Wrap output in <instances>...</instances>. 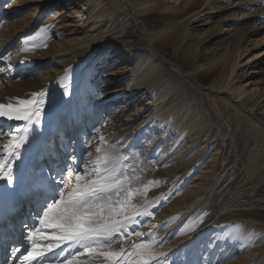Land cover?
<instances>
[{
    "label": "rangeland",
    "instance_id": "1",
    "mask_svg": "<svg viewBox=\"0 0 264 264\" xmlns=\"http://www.w3.org/2000/svg\"><path fill=\"white\" fill-rule=\"evenodd\" d=\"M57 1H45L40 7L37 0H0V104L16 105L18 100L38 99L33 94L41 92L49 99L48 88L43 91L38 89L41 77L52 73L55 67L60 68L65 64L74 66L80 62L84 64L76 75L79 76L78 89L83 92L80 100L83 111L80 124L83 128L80 137H77L82 140L81 149L73 153L70 144L61 153L58 151L57 155L56 146H60L61 141L56 142L54 130H49L48 140L52 138V141L50 151L45 152L52 155L51 159H60L46 162V154L43 153L30 173L34 171V177L36 171L37 175L42 173L48 182L60 180L63 174L68 187L62 190L67 194L76 184L77 173L82 176V182H90L96 178L95 169L106 166V157H117L123 186L131 192V196L127 193L119 197L112 194L113 201H127L124 211L115 219L127 221L121 229L127 231L122 236L115 233L114 237L119 238L114 239L108 248L97 247L91 254L70 242H60L58 247L48 251L47 245L55 241L46 236L43 242H39L40 234L50 236L57 230L39 223L42 210L36 209L32 203L30 209L24 211L30 221L25 223L27 226L23 231L18 224L8 229L11 234H6L4 247L0 245V254L4 259V263L0 264H22L19 261L21 249L27 245L25 251H30L32 247L28 239L30 232L34 233L33 239L44 250L45 255L40 257V264H141L137 256L138 249L134 247L140 243H150L152 253L161 252L158 257L153 255L151 264H264V123L260 125L259 121L253 120L241 109H231L225 97L217 98V95L199 89L209 85L219 75L220 69L210 75L198 73V82L196 78L195 83L188 77L175 83L185 88L179 93L180 103L188 102V106L202 108V118L191 116L193 121L201 120L196 127L188 129L181 126L185 120L179 118L173 119L175 130L168 127L170 120L166 123L157 122L160 112L156 109L162 97L156 102L152 100L158 98L160 92H165V85L175 87V84L171 85L173 78H169L172 80L170 83L143 84L132 88V98L125 95L124 90L132 87L135 74H141L143 70L147 72L145 64L136 62L124 47L106 55L104 52L107 49L97 50L92 42L87 41L91 31L85 29L81 19L88 13L87 0H60V5L56 6ZM181 1L178 0V4ZM249 1L233 0L234 3L229 5L228 0H217L220 9L202 16V19L191 25L193 38L215 33L208 42L204 41L205 49L200 45L201 54H236L241 45L246 44L251 48L264 37V0L257 5L255 2L258 0H252V8L247 6ZM164 2L171 4L177 3V0ZM200 4L184 19L203 9L205 5L202 2ZM6 6L14 11L3 13ZM112 6L115 7L114 14L119 22L108 34L115 38L122 21H126L124 30L118 36L124 35L129 29L127 39L134 41L136 51L146 48V34L150 30L159 32L175 24L154 26L151 20L142 19L147 12H140V7L130 8L137 11L139 21L115 5ZM51 20L54 22L51 23ZM220 26L222 32H217ZM41 29H45V32L41 33ZM38 33L41 39L37 38ZM29 37L34 39L25 44L24 41ZM164 45L160 49L168 58V63L161 58L162 62L158 63H176L179 54L174 46L165 42ZM249 57H253L254 64L259 67L254 71H260L255 72L246 83H259V93L263 94L264 44L250 49L241 58L247 60ZM31 64L38 69L28 71ZM138 64L139 70H134L133 67ZM95 66L98 67L96 71ZM184 71L190 73L193 68L188 64ZM114 92L118 93L115 98L101 100L103 96ZM184 92L185 95L190 94L192 101L184 99ZM102 102L105 103L104 108ZM154 120L156 126L153 128L151 123ZM24 125L25 121L14 120L9 127L0 128V156L6 162L11 158L6 155L2 145L11 139L10 133L20 130ZM66 127L64 120L60 132H67ZM70 130L71 136L74 133L73 126L72 129L69 127ZM150 141L152 145H149ZM213 147L220 148L214 163L211 162L214 158L211 152ZM97 149H100L99 153ZM45 163L47 166L43 167ZM69 165L70 169L66 170ZM29 175L27 181L32 179ZM17 186L20 188L21 183ZM33 197L32 194L31 200ZM18 206L16 212L20 213L24 210V204ZM5 226L4 223L0 224V234H3L4 228L7 229ZM247 230H253L250 236L245 233ZM136 231L143 233V236H136ZM16 247L19 251L11 255ZM166 249L170 251L164 253ZM104 251L121 255L115 259L98 255ZM12 258L13 261L10 260Z\"/></svg>",
    "mask_w": 264,
    "mask_h": 264
},
{
    "label": "bare ground",
    "instance_id": "2",
    "mask_svg": "<svg viewBox=\"0 0 264 264\" xmlns=\"http://www.w3.org/2000/svg\"><path fill=\"white\" fill-rule=\"evenodd\" d=\"M32 1H36V0H32ZM37 1H39L40 4L39 6L41 7V5L45 1H51V0H37ZM228 1H230L229 5L234 3L233 0H228ZM260 1L262 0H258L254 2L257 5L258 3L261 4ZM57 2L58 3L56 4V6L60 5L59 3L60 0H58ZM200 2H202V5H205L204 8L194 13V15H192L190 18L184 19L185 15L189 13L191 14V12H193L194 10L199 8V6H201ZM86 4L89 5L88 13L86 16H84L81 19L85 29L87 28V30L91 31V34L87 36L88 37L87 41L92 42L97 50L101 51L107 49V51L104 52V54L106 55L115 53V51H118L124 47L126 53L128 52V54L133 55L134 60L136 62L139 61L141 65L145 64L144 66H146L145 70L147 69V72L144 73L143 70L140 71L141 74L139 72H138L139 74L137 73L135 74L132 87L124 90L126 92L125 95H129L132 98L133 94L132 91L130 90H133L132 88L139 87L140 85L143 84L150 86L154 84L157 85L162 82L170 83L172 80H169V78L171 79L173 78L171 85L174 86V84L180 82V80L183 81L182 78L188 77L194 82L197 78L198 73H200V75L201 73L210 75L213 73L214 70L220 69L221 71H219V75H217L216 73L217 77L209 85L201 86L199 87V89L217 95V98L225 97L226 99H228L227 101L229 102L230 106H232L231 109L234 108L241 109L243 112L248 114L253 120H255L256 122L259 121L258 123L260 125H262L261 124L262 122L264 123V93L263 94L259 93L260 91L259 83L255 81H251L250 85H247L246 83L249 82V80L253 77V74L255 72L259 73L260 70L254 71V69L259 67L258 65L254 64L255 61H253V57L252 58L249 57L247 60L241 58L242 55L244 53L246 54L250 49L257 48L258 46L262 45V43L264 44V37L260 38L251 48H249V46H246V44L245 46L241 45L237 49L236 54L234 53L235 55L229 54L228 52H224V54L222 55L220 54L217 56L216 53L214 52L211 53V56L210 55L207 56V54H201L200 48L204 46L203 45L204 41L208 42V39L211 38V36L215 33H211V34L208 33L206 36L202 35L199 36L198 38H193L192 36L193 32L191 31V25L194 22L199 21L198 19H202L201 18L202 16L211 14L213 10L220 9L217 0H182L179 4H178V0L177 3L174 2L171 4L164 2V0H87ZM251 4H253L252 0L249 1V4L247 6L252 8L253 5ZM112 5H115L119 9L125 11L128 15H133V17L137 18L138 20L139 18L137 17L138 16L137 11L130 8L132 6H135L136 8L140 7V9L142 8L140 12H147V14H145V16L142 19L151 20L154 26L161 25L164 23L167 25V23L171 24L174 22L175 24L170 27L168 26L169 28L159 32H153V31L151 32V30L149 33L147 32L148 33L146 34L147 40L146 41L144 40L145 43H147L146 48L144 49L142 48L143 49L142 51H136V49L134 50V45H135L134 41L131 40L129 41L127 39L128 38L127 34L129 33V29L125 32L124 35L118 36V34H120V32L124 30L126 21L124 20L122 21L121 28L119 29V31L115 32L116 34L115 38H113V35L111 36L108 34L109 32H112L116 28L117 23L119 22V20L116 19L117 17L115 16L113 10L114 6ZM12 11H14L12 10V8L9 9L6 6V8L3 10V13H9ZM262 14L264 15V13ZM263 15H260V17H262ZM50 22L53 23L54 21L51 20ZM221 26L219 27L217 32L221 31ZM38 37L40 36L38 35L37 38ZM159 38L160 40H158ZM161 40L164 41L162 42ZM39 42L42 41L39 40ZM113 42H116L117 44L114 45ZM164 42L166 44H172L174 46L176 53L179 54L176 59V61L179 62V64H176L177 62L176 63L173 62L174 64L170 63L165 65L158 63V61H160V63L162 62L160 58L166 60V62L168 60L163 50L160 49V46L164 48L165 46ZM205 47L206 46H204V49ZM231 49H229V51ZM211 52H213V50ZM211 58L214 59L211 61L209 60ZM252 63L254 64L253 66H251ZM188 64H190L193 68V71L190 73H186V71H184V67L188 66ZM64 66L60 68L55 67V69L52 70V73L41 77L39 81L38 89L41 88L42 89L41 91H43L44 89L46 90V88H48V98H49L47 99L45 97V104L42 106L43 116L41 119V124L39 126H30V124L25 121V125L19 131L20 134L23 135L24 130L26 129L28 130V142L25 144L23 148L19 150V156H20L19 160H15L14 158H11L8 161L13 163L14 173H15L14 185L6 187V182L4 180H0V224L4 223L6 225L5 227H7V229L4 228L3 234H0V240H1L0 245H2L3 247H4L3 241L5 240L4 238L7 237L6 234H11L9 233L8 229H10V227H12L13 224L15 225L18 224V227L21 226L22 227L21 232L23 231V228L27 226L25 223L28 222L29 219L27 216H25L26 213L24 211L30 209L32 203L34 204L36 209H40V210L42 209V203L44 205V199L41 195H39V192L43 190L41 188V180L42 179L45 180V178L43 177L44 174L42 175V173H39L37 175V171H36L34 177L33 175L34 171L33 173L30 172H32V169L37 164L36 161L38 160V158L41 157L43 153L46 154V162H51L54 160L59 161L60 159L59 157L51 159L52 155L50 156L48 153L45 152L48 150L50 151V141H52V138L48 140L49 137L48 131L54 130V133L56 135V142L58 140L61 141L60 142L61 145L56 146L58 153L57 155H59L60 151L62 152V149L66 150V147H68L67 145L70 144L72 145L73 153L79 152L81 149L82 140H80V138L77 137H80L83 128V127L81 128V126L83 125L80 124L81 113L83 112L80 105V100L83 96V92L78 89L79 76L76 77V75H78V73L81 71L84 64H81L80 62L79 64L74 66H65V67ZM97 68L98 67L95 66L94 71H96ZM133 68L134 70H139V64L138 66L135 65ZM37 69L38 67L36 65L31 64L29 65L28 71L37 70ZM250 69L253 70L250 72L248 71ZM196 82H198V78ZM24 84L32 85L35 83L25 82ZM180 87H181L180 83L175 84L174 88L165 85L164 87L165 92H160V96L152 100L153 102H156L159 98L162 97L161 101L158 103V108L156 109L157 112H160L157 122L166 123L168 120H170V124L168 125V127L172 128L174 125V124L172 125L173 119L179 118L185 120L183 123H181V126H185V128L188 129L194 128L198 125V122L200 123L201 120L199 119L197 120L198 122H196L193 121V118L194 116H199L200 118H202V114H203L202 108L194 105L188 106L186 105V103L188 102L183 104L180 103L179 93H181L185 89L183 87L182 88ZM66 90L68 94H65ZM117 95L118 93L114 92L111 95L103 96L101 100L103 101L106 98H115ZM183 95H185V92ZM189 96L190 94L185 95L184 99L188 101H192L191 96L190 97ZM102 103H103L102 108H104L105 103L104 102ZM226 109L230 110L229 108ZM191 116H193V118H191ZM154 118H156V115L154 116ZM50 119L53 120L50 121ZM64 120L67 123V127H66L67 132H60V126ZM13 121L14 120L8 121L4 118H0V128L9 127ZM151 125L154 128V126H156V120H154L151 123ZM70 126L71 129L72 126L74 128V133L71 136L70 134L72 130L69 131ZM175 129L176 128H174V130ZM76 131L78 132V134H76ZM182 135H184V133H182ZM152 143L153 142L150 141L149 145H152ZM42 144L43 146H41ZM40 146L42 147L41 149ZM219 149L220 148H214V147L211 149V152H213V156H214L211 162L213 163L216 162L217 155L220 153ZM162 153L164 154V152H161V154ZM46 166H47L46 163L43 164V167ZM209 166L210 168L213 167V165H209ZM27 175H29V177L32 176V179L27 181V177H28ZM18 183H21L20 188H18L17 186ZM32 194L34 195V197L31 200ZM20 203L24 204V210L18 213V211L16 212V208ZM36 214L38 215V212ZM252 231L253 230H247L245 231V233L247 234V236H250V233ZM56 234H57L56 231H53V233L50 236H48L47 234L46 235L40 234L41 237L39 238V242H43L42 240L45 239L46 236L47 238H49ZM20 237L21 236L19 235V239ZM22 245L25 246L26 244L25 245L22 244ZM25 248L27 249V245L25 246ZM25 248L23 247L20 251L21 253L19 254L20 262H22L23 256H25L24 254L29 251V250L25 251ZM168 251L170 250L166 249L164 250V253H168ZM160 253L161 252L154 251L153 255L158 257ZM12 254L13 253H11V255ZM6 259L8 260V258ZM40 259L41 258L36 260L37 262L36 264H40L41 262V261L39 262ZM10 260L13 261L14 258ZM3 261L4 259H2V255L0 254V263H2ZM89 264H94V262H91Z\"/></svg>",
    "mask_w": 264,
    "mask_h": 264
},
{
    "label": "snow or ice",
    "instance_id": "3",
    "mask_svg": "<svg viewBox=\"0 0 264 264\" xmlns=\"http://www.w3.org/2000/svg\"><path fill=\"white\" fill-rule=\"evenodd\" d=\"M41 33L45 29L40 30ZM38 33L37 35H39ZM34 39L29 37L24 41L25 44L28 40ZM27 49H22L26 51ZM7 59V58H5ZM67 93V90L65 91ZM38 99L18 100L14 105L9 103L7 105L0 104V118L8 121H26L30 126H39L43 116L42 106L45 104V93L33 94ZM6 145H2L6 149V155L9 158L19 160V150L28 142V130H24L21 135L20 131L10 133ZM100 152V149H97ZM74 159V158H71ZM104 168L95 169L96 178L90 182H82V176L77 173L75 175L76 184L71 187V190L65 194L62 190L63 187H68V183L61 174L60 180L53 179L50 183L46 180H41L42 191L39 192L44 199L42 207V218L39 223L48 225L52 229L57 230V234L49 237L55 243H49L47 250L51 251L53 247H58L60 242H70L76 244L83 249L89 251L91 254L95 248H108L114 239L115 233L124 235L127 231H121L123 224L127 221H120L115 219L120 215L124 209L127 201L116 200L113 201V193L117 197L124 193L131 196V192L124 187V180L121 179V171L117 166L119 160L115 156L106 157ZM71 165L66 167L70 169ZM0 180H4L7 186L14 185L15 173L13 163L6 162L3 156H0ZM136 236H143V233L136 231ZM34 233L28 234V239L31 241V250L23 256L22 264H32L33 261L38 260L43 256L44 250L33 239ZM137 251L141 264H151L154 259L152 253V245L150 243H140L134 245ZM19 249L13 250V255ZM99 256L107 259H115L121 253L104 251L99 252ZM163 255V254H162Z\"/></svg>",
    "mask_w": 264,
    "mask_h": 264
}]
</instances>
